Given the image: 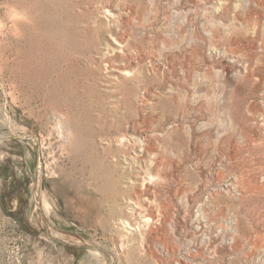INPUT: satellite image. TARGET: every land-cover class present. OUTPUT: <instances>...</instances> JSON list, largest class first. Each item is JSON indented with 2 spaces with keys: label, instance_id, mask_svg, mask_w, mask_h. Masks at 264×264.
I'll return each instance as SVG.
<instances>
[{
  "label": "rangeland",
  "instance_id": "374dc122",
  "mask_svg": "<svg viewBox=\"0 0 264 264\" xmlns=\"http://www.w3.org/2000/svg\"><path fill=\"white\" fill-rule=\"evenodd\" d=\"M0 264H264V0H0Z\"/></svg>",
  "mask_w": 264,
  "mask_h": 264
},
{
  "label": "bare ground",
  "instance_id": "6f19581e",
  "mask_svg": "<svg viewBox=\"0 0 264 264\" xmlns=\"http://www.w3.org/2000/svg\"><path fill=\"white\" fill-rule=\"evenodd\" d=\"M138 182H139V180H137ZM136 207H138V206H135V208H133V210L135 211V213L137 212V209H136ZM140 215V214H139ZM149 219H150V217H148ZM146 219V218H145ZM147 220V219H146Z\"/></svg>",
  "mask_w": 264,
  "mask_h": 264
}]
</instances>
